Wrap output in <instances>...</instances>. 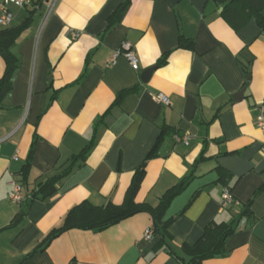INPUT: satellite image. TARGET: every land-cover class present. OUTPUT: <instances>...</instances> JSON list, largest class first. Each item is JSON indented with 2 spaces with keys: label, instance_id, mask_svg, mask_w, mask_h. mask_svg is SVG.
<instances>
[{
  "label": "crops",
  "instance_id": "obj_1",
  "mask_svg": "<svg viewBox=\"0 0 264 264\" xmlns=\"http://www.w3.org/2000/svg\"><path fill=\"white\" fill-rule=\"evenodd\" d=\"M120 8V20L109 26ZM222 12L210 0H36L15 10L10 26L0 25L3 32L32 17L10 48L17 70L0 105V264H184L190 258L183 246H194L211 224L235 231L225 256L203 264H264L257 127L264 29L251 20L234 31ZM181 37L192 48H180ZM125 42L138 71L124 55L109 64ZM166 53L167 64L158 67ZM5 69L0 55V80ZM160 93L170 106L157 101ZM164 127L171 133L157 147ZM186 136L189 145L175 139ZM93 140L86 159L72 162ZM152 151L157 155L147 162L137 202L156 208L194 174L164 214L163 222L171 221L166 239L145 238L154 221L142 213L103 231L72 229L47 242L83 203L121 206ZM70 166L55 195L32 200ZM12 180L23 187L21 204L10 199ZM225 189L232 194L226 205Z\"/></svg>",
  "mask_w": 264,
  "mask_h": 264
},
{
  "label": "trees",
  "instance_id": "obj_2",
  "mask_svg": "<svg viewBox=\"0 0 264 264\" xmlns=\"http://www.w3.org/2000/svg\"><path fill=\"white\" fill-rule=\"evenodd\" d=\"M217 6L223 8L221 17L225 22L234 30H242L251 20H255L256 24L264 29V0H210ZM122 9L120 8L116 14L109 21V26H112L120 20ZM32 22V17L26 20L19 27L11 30L0 32V55L5 61L6 69L3 78L0 80V105L4 96L12 89V77L17 70V60L10 53L11 46L15 43L16 39L26 30ZM180 48H192V45H188L184 40L180 39ZM170 53H166L158 62V67H163L167 64ZM124 95V94H123ZM121 94L117 98V102L123 97ZM171 130L164 127L161 137L157 142V147L160 146L162 139L168 136ZM176 135V133H175ZM174 135V136H175ZM95 141L77 157H74L72 162L78 158L86 159L90 154ZM34 145L30 151V156L27 164L24 168V176L30 169V163L34 154ZM156 152L152 151L145 162L136 169L131 185L126 193L124 203L121 206H116L109 202L102 207H94L88 203H83L68 214L64 226L60 230H56L48 237V243L55 239L57 236L72 229L80 230H93L103 231L111 226H114L124 220H127L138 214H149L154 221V235L161 236L162 239L167 238V228L171 221L163 222V217L167 209L169 208L172 200L182 192L189 182L193 179V172L189 173L178 186L169 190L159 202L156 208H152L147 203L137 202V196L141 189V185L146 177V165L148 160L156 156ZM204 151L197 161L196 166L203 161ZM72 167L66 169L59 177L47 181L39 187V190L33 194L32 200H46L57 192V182L60 178H63L71 171ZM235 229L231 226L224 224L209 225L204 232L202 238L192 247L188 245L183 246L184 253L190 258L188 262L184 261V264H203L204 261L211 258L223 257L226 254L225 244L228 237L234 233Z\"/></svg>",
  "mask_w": 264,
  "mask_h": 264
},
{
  "label": "built area",
  "instance_id": "obj_3",
  "mask_svg": "<svg viewBox=\"0 0 264 264\" xmlns=\"http://www.w3.org/2000/svg\"><path fill=\"white\" fill-rule=\"evenodd\" d=\"M36 0H0V25L1 26H10L14 20V11L19 9H27L33 7ZM75 38H78L79 34L74 35ZM119 55H124L127 61L129 62L131 68L134 71L139 70V62L137 57L133 52V47L130 43L125 42L122 44L120 50H118L111 58L109 64L113 65L116 62V59ZM156 99L159 103L164 106H170L171 102L164 94L160 93L156 96ZM257 127L263 135V147L262 153L264 154V105L260 107L259 113L257 116ZM178 142L182 141L185 145H189V137H184L183 139L176 137ZM12 188L10 199L16 204H21L25 200L23 194V187L16 180L10 182ZM224 205L232 201V194L229 189H225L222 195ZM154 235V229H149L145 232V238L151 239Z\"/></svg>",
  "mask_w": 264,
  "mask_h": 264
},
{
  "label": "water",
  "instance_id": "obj_4",
  "mask_svg": "<svg viewBox=\"0 0 264 264\" xmlns=\"http://www.w3.org/2000/svg\"><path fill=\"white\" fill-rule=\"evenodd\" d=\"M151 73H152V70H148V71H146L145 75L149 76Z\"/></svg>",
  "mask_w": 264,
  "mask_h": 264
}]
</instances>
